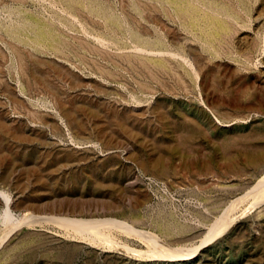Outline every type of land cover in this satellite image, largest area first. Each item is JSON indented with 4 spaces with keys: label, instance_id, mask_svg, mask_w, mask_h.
Listing matches in <instances>:
<instances>
[{
    "label": "rangeland",
    "instance_id": "obj_1",
    "mask_svg": "<svg viewBox=\"0 0 264 264\" xmlns=\"http://www.w3.org/2000/svg\"><path fill=\"white\" fill-rule=\"evenodd\" d=\"M0 264H264V0H0Z\"/></svg>",
    "mask_w": 264,
    "mask_h": 264
},
{
    "label": "bare ground",
    "instance_id": "obj_2",
    "mask_svg": "<svg viewBox=\"0 0 264 264\" xmlns=\"http://www.w3.org/2000/svg\"><path fill=\"white\" fill-rule=\"evenodd\" d=\"M203 242H204V241H203ZM204 243H205V242H204ZM204 243H202L201 245H203ZM198 248H199V247H197V249H196V250L194 249V251H193V250H192V251H190V252H189V255H190V256H189V257H187V258H183V259H190V258H193V257L195 256V254H196V251L198 250ZM187 255H188V254H187ZM187 255H186V256H187ZM181 260H182V259H181Z\"/></svg>",
    "mask_w": 264,
    "mask_h": 264
}]
</instances>
